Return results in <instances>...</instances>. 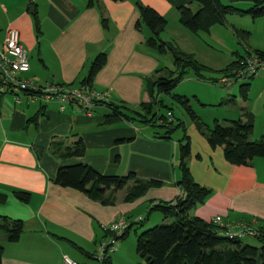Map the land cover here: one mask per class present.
<instances>
[{
	"label": "crops",
	"instance_id": "0c3cea01",
	"mask_svg": "<svg viewBox=\"0 0 264 264\" xmlns=\"http://www.w3.org/2000/svg\"><path fill=\"white\" fill-rule=\"evenodd\" d=\"M219 1L252 6L255 0ZM134 2L0 0V44L6 30H16L28 55L30 69L26 76L41 84L76 86L86 76L92 60L106 53V65L96 75L92 88L106 94L107 103L137 110L140 103L148 101L146 81L155 78L160 61L145 43L148 29L144 25L136 29L139 14ZM140 2L166 19L163 40L177 46L170 38L168 18H178V7L192 10L195 3ZM101 15L107 19L106 29L101 25ZM32 55L37 59L35 64L30 61ZM40 107L38 101L22 94L17 102L0 97V195L5 197L0 216L23 222L17 242L9 243L0 234V264H62L63 254L92 264V254L105 238L106 226L119 217L128 218L131 224L140 218L144 224L142 212L147 215L150 203L173 201L182 194L175 185L179 179L177 143L153 139V133L145 127L124 121L103 125L104 116L110 112L103 104L88 114L72 106L62 112L57 104H47L38 115L36 127L34 122L27 123ZM73 133L82 139L85 154L63 163L50 154L49 145L52 139H65ZM62 163L86 164L106 176L133 173L140 180L162 185L132 202L124 201L126 188L116 191L111 202L103 205L54 184ZM188 168L197 184L211 190L205 202L191 210V216L207 223L220 216L233 231L247 224L264 234V158H255L247 166H233L223 159L221 148L211 150L203 144L201 151L191 154ZM15 192L28 193V202L18 200ZM129 233L117 243L116 252L106 264H145L135 251L134 241L127 239Z\"/></svg>",
	"mask_w": 264,
	"mask_h": 264
},
{
	"label": "trees",
	"instance_id": "16d2710c",
	"mask_svg": "<svg viewBox=\"0 0 264 264\" xmlns=\"http://www.w3.org/2000/svg\"><path fill=\"white\" fill-rule=\"evenodd\" d=\"M134 1L139 14L136 29H139L141 25L148 29L150 35L145 42L147 47L159 55L169 54L172 58L173 69L163 68L157 70L155 78L147 79L148 101L140 103L137 110L130 109L122 104L107 103L105 100H94L90 111L99 104H103L110 110L109 114L104 116L103 125L111 126L124 121L152 129L153 139L171 141L172 133L182 124L174 126L172 108L164 103V99L169 98L182 106L191 116L197 130L204 137L211 150L222 149L223 159L228 164L247 166L255 158H264V136L255 141L249 139L254 126L252 113L243 111L242 117L236 121H230L228 126H222L215 122L212 128H208L194 115L187 98L173 94L175 88L188 72H192L196 77L202 79L203 67L199 65L192 54H186L175 44L160 38L161 33L167 26V21L163 16L152 8L144 6L140 0ZM191 2L197 4L199 7L197 11L193 12L186 6L178 7L176 11L178 23L193 34L199 32L209 33L212 27L225 24L229 15H246L252 19L264 15V0H255L252 6L245 10L233 5L222 4L219 0H191ZM101 25L104 29L108 26L107 19H104L102 15ZM35 26L38 28L37 23ZM241 33L247 35L246 32ZM251 54L264 57V53L258 50H246L244 54L236 51L233 53L231 64L223 72L227 75L237 66L239 60ZM106 62L107 54L99 53L90 63L86 76L78 85H61L96 91L92 88L93 80L105 67ZM254 78L251 77L245 80L246 82L239 86V93L244 101L247 100L250 88L249 81ZM19 94L31 99V95L35 93L30 91L0 93V97L12 95L14 96L13 100L17 102ZM16 97L17 101L15 100ZM38 102L41 106L40 109L34 118L27 120V123L34 122L35 127L37 126L38 115L47 105ZM222 103L233 104L234 97L233 99H226ZM69 107L71 106H66V108ZM162 109H165V114H161ZM122 142L117 141V143ZM177 149L179 179L175 185L181 190L182 194L173 201L150 203L147 216L155 212L161 214L164 221H170L137 234L136 253L145 261V264H264V234L262 235L257 231L258 236L254 238L258 240L260 247L256 248L242 243V239H229L220 236L215 232L213 224L191 216V210L195 206L203 204L210 196L211 190L197 184L190 173L188 159L191 156V148L186 135H183V138L177 144ZM49 152L64 163L72 158L83 157L85 146L82 139L73 133L65 139H52ZM199 158L197 156V159ZM63 163L57 170L54 184L65 189L78 191L103 205L111 202V195L116 191L126 188L124 201L132 202L143 197L148 190L162 185L161 182L153 180H140L133 173L126 176H106L99 174L86 164L64 166ZM14 195L18 200L28 202V193L15 192ZM4 202L5 197L0 195V204ZM123 218L128 222V227L118 239V242L127 236L133 225L137 227L143 225L141 219L131 224L128 218ZM22 232V221L0 216V234L5 236L7 242H17ZM103 232L105 236L108 235L104 229ZM2 257L3 247L0 244V263Z\"/></svg>",
	"mask_w": 264,
	"mask_h": 264
},
{
	"label": "rangeland",
	"instance_id": "374dc122",
	"mask_svg": "<svg viewBox=\"0 0 264 264\" xmlns=\"http://www.w3.org/2000/svg\"><path fill=\"white\" fill-rule=\"evenodd\" d=\"M224 4H227V2H224ZM250 6L235 4V7L241 10H245ZM191 8L194 12L197 9L196 4H193ZM168 21V30L171 31L170 38L176 42L181 51L192 54L199 65L203 67L202 79L196 77L192 72H188L175 88L173 94L188 99L192 112L205 127L212 128L215 122L222 126H228L230 121L240 119L243 111H248L254 117L253 131L249 139L255 141L264 136V72L249 81L250 88L246 101L241 98L239 93V86L246 81L233 80L230 78L231 72L227 75L223 72L231 64L234 51H238L240 54H244L246 50H258L264 53V15L256 19L246 15H229L225 24L212 27L210 33L199 32L197 34L181 27L177 17L172 18V16H169ZM175 25L178 27H175ZM143 28L146 29L144 26ZM176 30L183 33H177ZM241 32H246L247 35ZM160 38L163 40V35H160ZM156 56L160 61L157 70L163 68L173 69L172 58L169 54H156ZM30 61L34 64L37 63L34 55L30 57ZM224 78L227 79L226 84L221 82ZM4 97L8 100L14 98L12 95ZM233 97V104L222 103L226 99H233ZM164 103L172 108L174 126L182 124L172 133L171 141L178 144L183 135H186L192 150L191 154L201 151L203 144L207 145V143L197 130L191 116L172 99L165 98ZM160 112L165 114V109ZM146 130L152 132V129L146 128ZM142 216L145 220L142 227L132 228L127 237L130 242L134 241L135 251L136 236L134 232L139 234L146 229L169 221H164L162 215L155 212L147 216L143 211ZM241 241L252 247H260L258 240L254 237L246 236Z\"/></svg>",
	"mask_w": 264,
	"mask_h": 264
},
{
	"label": "built area",
	"instance_id": "2783aa9c",
	"mask_svg": "<svg viewBox=\"0 0 264 264\" xmlns=\"http://www.w3.org/2000/svg\"><path fill=\"white\" fill-rule=\"evenodd\" d=\"M29 69L28 55L20 44L18 32L14 29L6 30L0 44V93L30 91L35 93L31 95V100L40 101L44 104H58L60 111H63L66 106H72L87 114L92 108L94 100H105L106 98V94L84 88H71L58 83H38L34 78L31 79L26 76ZM262 72H264V57L251 54L239 60L237 66L231 71L230 78L247 80ZM221 82L226 84L227 79L224 78ZM15 100L17 101V97ZM210 223L214 225L218 235L229 239L258 236V232L247 224H241L238 226V230L233 231L230 226L223 223L220 216H215ZM127 227L128 222L123 217H119L104 228L108 235L97 244L96 250L92 254V264H105L107 262L109 256L116 252L118 239ZM62 264L83 263L63 254Z\"/></svg>",
	"mask_w": 264,
	"mask_h": 264
}]
</instances>
